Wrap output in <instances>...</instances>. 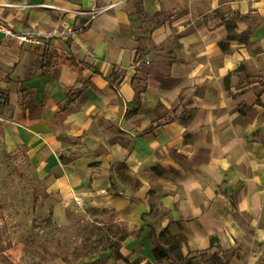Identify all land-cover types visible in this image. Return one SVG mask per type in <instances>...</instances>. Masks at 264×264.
Segmentation results:
<instances>
[{"label":"crops","instance_id":"obj_1","mask_svg":"<svg viewBox=\"0 0 264 264\" xmlns=\"http://www.w3.org/2000/svg\"><path fill=\"white\" fill-rule=\"evenodd\" d=\"M141 7L0 0L41 39L0 34V152L55 174L43 213L88 194L185 236L193 264H264V0ZM185 96L193 111H174Z\"/></svg>","mask_w":264,"mask_h":264},{"label":"rangeland","instance_id":"obj_2","mask_svg":"<svg viewBox=\"0 0 264 264\" xmlns=\"http://www.w3.org/2000/svg\"><path fill=\"white\" fill-rule=\"evenodd\" d=\"M189 103L185 96L174 111L191 113ZM37 166L24 146L0 152V264H193L185 236L151 226L144 215L123 217L88 194L64 213L41 212L47 197H59L55 174L41 177ZM160 251L166 257L158 260Z\"/></svg>","mask_w":264,"mask_h":264},{"label":"built area","instance_id":"obj_3","mask_svg":"<svg viewBox=\"0 0 264 264\" xmlns=\"http://www.w3.org/2000/svg\"><path fill=\"white\" fill-rule=\"evenodd\" d=\"M112 5L113 4H109V6L95 7V9L86 12L89 14L90 20H92L101 12L109 10ZM0 34L4 35L5 37H13L17 39L20 44H24V42L29 41L34 43L41 42V39L39 37L24 32L20 33L2 19H0Z\"/></svg>","mask_w":264,"mask_h":264},{"label":"trees","instance_id":"obj_4","mask_svg":"<svg viewBox=\"0 0 264 264\" xmlns=\"http://www.w3.org/2000/svg\"><path fill=\"white\" fill-rule=\"evenodd\" d=\"M136 7H137V11L139 13H142V7H141V0H136ZM173 13L172 12H168L166 15H172ZM222 45V44H221ZM61 159L64 161L65 158L64 157H61ZM156 259L160 260V258H164L166 257V254L164 252H156V255H155Z\"/></svg>","mask_w":264,"mask_h":264}]
</instances>
